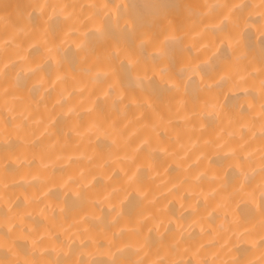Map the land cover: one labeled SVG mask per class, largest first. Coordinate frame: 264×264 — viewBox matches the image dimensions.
Returning a JSON list of instances; mask_svg holds the SVG:
<instances>
[{"label":"bare ground","instance_id":"6f19581e","mask_svg":"<svg viewBox=\"0 0 264 264\" xmlns=\"http://www.w3.org/2000/svg\"><path fill=\"white\" fill-rule=\"evenodd\" d=\"M101 2L0 0V264H264V17L249 16L259 0L220 34L204 24L227 9L195 24L181 4L153 26L150 47L171 27L186 50L168 77L136 65L152 93L124 88L108 59L135 58L140 32L73 51ZM54 8L65 18L46 23ZM210 58L200 87L184 90L177 68ZM109 68L101 84L86 75ZM109 85L123 95L115 108Z\"/></svg>","mask_w":264,"mask_h":264},{"label":"clouds","instance_id":"9594fccd","mask_svg":"<svg viewBox=\"0 0 264 264\" xmlns=\"http://www.w3.org/2000/svg\"><path fill=\"white\" fill-rule=\"evenodd\" d=\"M246 2L248 0H232V3L229 5L228 0H203V4L198 6L191 3L190 0H119L115 7L109 8L107 0H102L94 13L99 17V22L83 33L84 40L73 51H93L95 45L106 44L111 40L113 35L120 37V42H116L117 44H125L123 41L126 37L134 36L137 32H140V38L136 40L135 44V58H130L127 55L121 57L116 52H113L108 59L110 62L115 61L123 77L121 82L124 88L152 93L154 92L153 76L137 72L135 70L136 65L143 62L157 66L160 73L164 77H168L170 69H172L173 53L177 50L184 51L186 49L183 36L177 34L171 27L161 33L159 42L154 47L149 46L144 34L151 33L150 29L161 21L170 20L169 16L172 10L179 9L181 4H183L182 11L185 20L195 24H199L206 18L216 15L223 9H227V14L222 15L216 22L204 24L205 31L220 34L231 23L232 13L241 9ZM255 7L259 8L260 11L250 12L249 16L264 17V0H259V3H256ZM113 12L119 13V19L111 15ZM62 18H65L63 9L54 8L48 14L46 23H51ZM262 27H264V20H262ZM250 28H254V25L250 20L245 21L240 28V36L242 37ZM261 35H264V32H261ZM60 51L63 54L67 49H61ZM219 51L220 49L217 47L212 52V56L215 57ZM229 51L230 49L226 50L225 57H227ZM245 55V52H240L235 59L241 60ZM210 60L211 58L198 64L180 65L176 70L175 79L182 82L184 90L189 92L197 90L200 87L202 73L212 67ZM28 71L31 70L29 69ZM113 71L114 69L112 68L107 70H92L86 72V75L90 78V82L93 85H97L108 80ZM26 74L27 72H25ZM20 79L21 74L18 72L16 80L19 81ZM159 83L170 91L177 89L175 80H165L164 83L159 81ZM261 83H264V81ZM109 95L112 99L113 108L123 100V95L113 85H109V91L105 93V96ZM207 115L212 116V113L209 112Z\"/></svg>","mask_w":264,"mask_h":264}]
</instances>
